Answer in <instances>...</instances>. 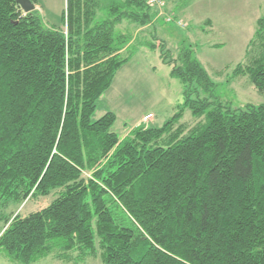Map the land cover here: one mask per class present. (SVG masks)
I'll list each match as a JSON object with an SVG mask.
<instances>
[{
	"label": "trees",
	"instance_id": "obj_1",
	"mask_svg": "<svg viewBox=\"0 0 264 264\" xmlns=\"http://www.w3.org/2000/svg\"><path fill=\"white\" fill-rule=\"evenodd\" d=\"M157 13L148 0H66L49 26L0 0V199L53 193L5 219L9 261L82 260L98 244L101 264H264V105L224 106L191 48L173 58L155 36L139 40ZM140 47L159 50L183 102L120 138L112 111L93 115ZM245 57L232 76L264 94V11ZM184 109L200 120L181 123Z\"/></svg>",
	"mask_w": 264,
	"mask_h": 264
},
{
	"label": "rangeland",
	"instance_id": "obj_2",
	"mask_svg": "<svg viewBox=\"0 0 264 264\" xmlns=\"http://www.w3.org/2000/svg\"><path fill=\"white\" fill-rule=\"evenodd\" d=\"M166 1H170V4L176 7L177 12L181 7L188 9L189 13L183 10L181 18L176 16V21H181L185 26H177L174 21H167L165 17L159 16L153 19L156 22L152 21L153 23L138 32V39L152 40L155 36V43L164 42L166 50L173 58L177 57L182 46L191 48L195 57L217 84V99L224 106L234 109L246 104L264 105V94L257 91L247 76H232L236 65L246 61L247 44L254 34L257 19L264 11V0ZM184 1L186 5L181 4ZM38 2L35 9L43 17L45 24L59 25L62 9H66V0H38ZM162 11L174 19V14L168 12L166 3L162 5ZM207 18L212 20V26L206 23ZM125 27H130V30L135 32L134 26L125 22L117 29ZM215 43L219 45L213 46ZM160 59L159 50L140 48V52L120 73L115 82L114 91L117 93L119 90V81L123 72L130 77H139L142 80L139 85L127 86L122 96H126L130 102L138 103L142 108L152 102L151 106L160 117L158 120L165 122L178 112L183 96L181 83L170 76V66L163 65ZM107 94L106 92L104 96ZM102 113L103 111L97 108L93 119H98ZM199 120L193 117L190 110L184 109L180 122L192 125ZM118 121L119 123L113 125L112 130L123 138V134L119 131L120 128L128 130L131 123L120 116ZM122 122H125L127 126L121 125ZM52 198L53 193L47 197L27 198L21 203H8L0 199V231L8 225L5 224V219L9 218L11 221L15 215L26 216L33 211L40 210ZM112 207L115 214L122 215L116 206ZM77 254V252L72 253L70 259H59L56 253H53L32 264H101V248L98 244L94 255L79 260L76 257ZM0 264L18 263L9 261L4 252L0 250Z\"/></svg>",
	"mask_w": 264,
	"mask_h": 264
},
{
	"label": "crops",
	"instance_id": "obj_3",
	"mask_svg": "<svg viewBox=\"0 0 264 264\" xmlns=\"http://www.w3.org/2000/svg\"><path fill=\"white\" fill-rule=\"evenodd\" d=\"M177 1H179V0H177ZM165 3L168 6V12L171 14H174L175 18L177 15L181 18V16H183V10H184V12L189 13L188 9H186L185 7L184 8L181 7L179 9V12H177L176 7H174L172 4H170V1L164 0V4ZM181 4L186 5L187 3H186V1H184ZM181 6H183V5H181ZM182 19L185 20V18H182ZM153 22H156V21L153 20ZM206 23L209 26H212V24H213L212 20L210 18L206 19ZM217 45H219V44L218 43L213 44V46H217ZM140 48H146V47H140ZM140 48L137 51V53L117 71L111 87L106 91L108 93L107 96H104L106 94V92H105L103 94V96H101L99 104L97 106V108H100L103 111L102 115L106 111H112L116 115V122L114 125H116L117 122L119 123V121H118L119 116L122 119H125L131 123L128 130L126 128H123V127L120 128L119 131L123 134L124 137L127 136L128 133L133 128H135L136 126H138L142 123V119L146 114H150V113L153 114V118L148 122V126H161L164 122V120H162V121L158 120L160 117H159L158 113H156V111L154 110V107L151 106L152 102L150 104H147L146 105L147 107L142 108L141 106H139L138 103L130 102L126 96H122V92H124L127 89V86L139 85V83L142 81L139 77H137V76L136 77H130L129 75H127L126 72H123V74H121L122 75L121 80L119 81L120 82L119 83V90L117 91V93H115V91H114L115 82L118 79L120 73H122V71H124L123 70L124 67H126L128 64H130L132 59H134L136 57V55L140 52ZM146 49H148V48H146ZM149 50H151V49H149ZM160 61L163 65H166L162 61V59H160ZM181 89H182V87H181ZM181 92H182V90H181ZM121 125H126V123L122 122ZM114 132H116V131H114Z\"/></svg>",
	"mask_w": 264,
	"mask_h": 264
},
{
	"label": "built area",
	"instance_id": "obj_4",
	"mask_svg": "<svg viewBox=\"0 0 264 264\" xmlns=\"http://www.w3.org/2000/svg\"><path fill=\"white\" fill-rule=\"evenodd\" d=\"M148 2L158 8V16H163L166 18L167 21H174V24H176L177 26H182L184 27L185 24H183L181 21H176L177 19H172L168 14L164 13L162 11V5H164V2L162 0H148ZM153 115L150 113V114H146L144 117H143V120H142V123L144 124V126L146 127V123L148 121H150L152 119ZM139 126V125H138ZM137 127V126H136Z\"/></svg>",
	"mask_w": 264,
	"mask_h": 264
},
{
	"label": "water",
	"instance_id": "obj_5",
	"mask_svg": "<svg viewBox=\"0 0 264 264\" xmlns=\"http://www.w3.org/2000/svg\"><path fill=\"white\" fill-rule=\"evenodd\" d=\"M24 13L32 12L35 9V5L31 0H15Z\"/></svg>",
	"mask_w": 264,
	"mask_h": 264
}]
</instances>
